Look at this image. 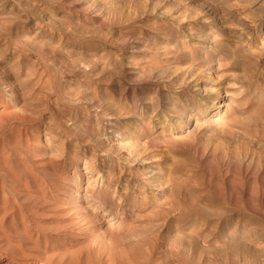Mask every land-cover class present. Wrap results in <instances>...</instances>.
Listing matches in <instances>:
<instances>
[{"label":"rangeland","instance_id":"1","mask_svg":"<svg viewBox=\"0 0 264 264\" xmlns=\"http://www.w3.org/2000/svg\"><path fill=\"white\" fill-rule=\"evenodd\" d=\"M42 261L264 264V0H0V264Z\"/></svg>","mask_w":264,"mask_h":264},{"label":"bare ground","instance_id":"2","mask_svg":"<svg viewBox=\"0 0 264 264\" xmlns=\"http://www.w3.org/2000/svg\"><path fill=\"white\" fill-rule=\"evenodd\" d=\"M218 103H219V102H218ZM222 104H223V103H222V101H221L219 104H217L216 107H220V106H222ZM43 263H45V261H42V264H43ZM48 264H49V263H48Z\"/></svg>","mask_w":264,"mask_h":264}]
</instances>
